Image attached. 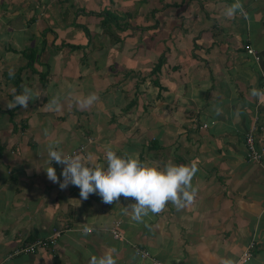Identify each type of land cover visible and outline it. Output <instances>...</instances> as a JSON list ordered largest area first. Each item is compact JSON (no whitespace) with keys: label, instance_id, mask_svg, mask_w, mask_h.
I'll use <instances>...</instances> for the list:
<instances>
[{"label":"crops","instance_id":"obj_1","mask_svg":"<svg viewBox=\"0 0 264 264\" xmlns=\"http://www.w3.org/2000/svg\"><path fill=\"white\" fill-rule=\"evenodd\" d=\"M234 2L0 0V264H89L108 248L117 264H264V0L227 16ZM24 87L28 107L9 108ZM90 93L91 107L75 104ZM254 123L260 163L246 157ZM57 140L65 155L85 145L91 166H107L106 145L160 168L195 161L193 202L136 222L123 210L134 198L61 190L45 171ZM55 233L53 248L7 256Z\"/></svg>","mask_w":264,"mask_h":264},{"label":"clouds","instance_id":"obj_2","mask_svg":"<svg viewBox=\"0 0 264 264\" xmlns=\"http://www.w3.org/2000/svg\"><path fill=\"white\" fill-rule=\"evenodd\" d=\"M237 12L244 15L243 5L240 0L226 9L227 16H234ZM257 93L254 91L253 95ZM33 99L31 89L24 87L22 92L14 95L8 107H28V102ZM98 97L95 93L87 96H80L75 99V104L80 108H88L96 103ZM45 107L49 111L58 112L62 108L58 96L52 97ZM60 140L55 144L48 145V165L45 169L47 178L53 183H58L61 190L69 185L80 189V197L87 200L90 194H97L106 204L118 201L121 196L126 199L134 198L135 203L124 207V213L131 212V219L142 222L143 217L151 214H159L170 202L178 209L193 202L195 189L192 188V179L197 171L195 161L188 165H176L169 162L163 168L141 162L136 154L118 155L110 145L105 146V159L107 166L97 164L91 166L85 160L91 161L93 153L87 156L80 154L65 155L59 150ZM53 162L62 166L60 182L56 169L52 167ZM92 229L84 226V233L88 234ZM115 248H108L99 256L93 255L89 264H117L115 259ZM224 264H233V261L226 260Z\"/></svg>","mask_w":264,"mask_h":264},{"label":"built area","instance_id":"obj_3","mask_svg":"<svg viewBox=\"0 0 264 264\" xmlns=\"http://www.w3.org/2000/svg\"><path fill=\"white\" fill-rule=\"evenodd\" d=\"M246 53L253 58V60L258 64L261 60L260 56L257 54V52L249 46L245 47ZM261 80H262V89L264 90V71L261 74ZM207 125H203L202 127L205 128ZM257 125L254 123L250 126L249 130L246 132L244 140L246 145V157L247 160L251 163H260L263 158V152L259 147L256 146L255 143V133L258 131ZM85 150V145H80L70 152H68L66 155H73V154H80L82 155ZM111 235L114 239L122 240L123 235L118 230V225L115 224L114 227L110 230ZM60 233H55L52 236L46 237V238H35L32 241H28L26 243H23L19 247H16L11 252L8 253V257H18V256H28L33 255L39 250L42 249H49L53 248L57 244V238ZM136 254L140 256L142 259H149V256L146 252L143 250L136 248L135 249ZM247 254H245L244 257H246ZM152 264H161L158 261L151 259Z\"/></svg>","mask_w":264,"mask_h":264},{"label":"trees","instance_id":"obj_4","mask_svg":"<svg viewBox=\"0 0 264 264\" xmlns=\"http://www.w3.org/2000/svg\"><path fill=\"white\" fill-rule=\"evenodd\" d=\"M159 69H160V64L155 66V70H159ZM8 113H10V115H12L13 111L12 110L8 111Z\"/></svg>","mask_w":264,"mask_h":264},{"label":"rangeland","instance_id":"obj_5","mask_svg":"<svg viewBox=\"0 0 264 264\" xmlns=\"http://www.w3.org/2000/svg\"><path fill=\"white\" fill-rule=\"evenodd\" d=\"M135 19H136V18H134L133 20L135 21ZM144 28H145V29H148L147 26H144ZM85 32H86V31L84 30V33H85ZM90 35H92V33H90Z\"/></svg>","mask_w":264,"mask_h":264},{"label":"bare ground","instance_id":"obj_6","mask_svg":"<svg viewBox=\"0 0 264 264\" xmlns=\"http://www.w3.org/2000/svg\"><path fill=\"white\" fill-rule=\"evenodd\" d=\"M264 131V130H263ZM258 138V137H257Z\"/></svg>","mask_w":264,"mask_h":264}]
</instances>
